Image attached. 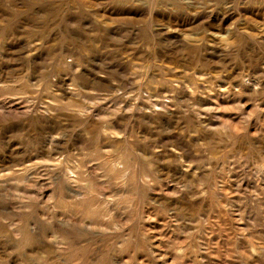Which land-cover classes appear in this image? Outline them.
<instances>
[{
  "label": "rangeland",
  "instance_id": "obj_1",
  "mask_svg": "<svg viewBox=\"0 0 264 264\" xmlns=\"http://www.w3.org/2000/svg\"><path fill=\"white\" fill-rule=\"evenodd\" d=\"M0 264H264V0H0Z\"/></svg>",
  "mask_w": 264,
  "mask_h": 264
}]
</instances>
